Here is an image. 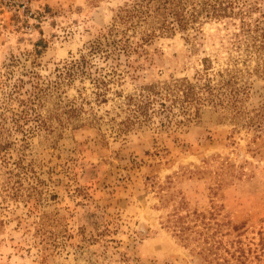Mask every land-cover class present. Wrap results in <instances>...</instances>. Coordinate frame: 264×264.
I'll return each instance as SVG.
<instances>
[{
	"label": "rangeland",
	"instance_id": "obj_1",
	"mask_svg": "<svg viewBox=\"0 0 264 264\" xmlns=\"http://www.w3.org/2000/svg\"><path fill=\"white\" fill-rule=\"evenodd\" d=\"M25 1L30 16L0 2V264H205L197 243L167 228L177 211L204 215L211 233L221 225L215 238L228 247L242 240L263 254L264 65L233 69L244 56L233 46L238 22L134 33L120 17L135 0ZM127 37L140 51L132 69L89 54ZM82 56L107 89L62 78ZM206 59L210 78L234 70L241 112L224 97L199 113L161 107L164 88L195 82ZM150 86L164 96L135 115ZM22 102L38 118L31 110L9 125Z\"/></svg>",
	"mask_w": 264,
	"mask_h": 264
},
{
	"label": "trees",
	"instance_id": "obj_2",
	"mask_svg": "<svg viewBox=\"0 0 264 264\" xmlns=\"http://www.w3.org/2000/svg\"><path fill=\"white\" fill-rule=\"evenodd\" d=\"M121 12L120 20L124 24H129V31L134 33L137 26L144 24L155 25L158 31L164 35L176 31H196L206 22L236 21L239 28L234 33L233 46L239 49L244 56L236 58L233 69H236L240 61L247 68L249 62L256 61L259 64L255 72L259 73L262 64L264 65V0H135L132 6L123 9ZM111 32H117L116 26L111 29ZM129 39L130 37H127L124 41L113 42L115 50L112 48L104 50L98 44L93 45L89 54L95 55L104 52V60H119L120 62L124 59L126 66L132 69L131 58L140 51L138 46L130 43ZM262 60L263 63H261ZM119 62L116 64L117 67L121 66ZM66 66L60 71V75L68 83L82 77V79H90L97 89L101 88L102 85L107 89V83L101 79L104 77L101 73L102 69L93 71L94 65L92 66L85 56L68 63ZM211 66V60L206 59L203 73L199 74L195 82L187 78L179 79L175 80L173 85L164 88V92L166 91L165 100L169 101V105L161 103L160 106L167 110L178 109L188 113L194 109L196 113H199V107L205 101H216V99L222 101L221 97H224L228 99L230 106L240 113V91L234 87L232 81H235V76L232 75L234 70L230 68L224 72L220 71L215 74L213 79L209 77ZM226 71L227 75L224 74ZM226 76H230L229 80H226L228 79ZM217 77L220 80L213 85L212 82ZM161 91L156 90V87L153 86L145 89L140 97L142 100L140 102L134 101L133 107H136L133 109L134 114L150 115L149 110L155 107L153 97L155 95L161 98L164 96ZM22 105L20 114L9 118V125L12 123L17 126L21 120L31 119L29 113L31 110L36 113L35 119L38 118L36 107H29L26 102H22ZM3 149V144L0 142V154ZM166 224L167 228L171 229L185 246L188 247L192 243H197L193 250L197 252L205 264H264V252L253 256L252 248H247L242 240H238L228 247L221 239H216V231L221 225L217 224L216 231L211 233L213 227L206 222V217L202 214L187 212L182 215L177 211L174 216L167 220Z\"/></svg>",
	"mask_w": 264,
	"mask_h": 264
},
{
	"label": "built area",
	"instance_id": "obj_3",
	"mask_svg": "<svg viewBox=\"0 0 264 264\" xmlns=\"http://www.w3.org/2000/svg\"><path fill=\"white\" fill-rule=\"evenodd\" d=\"M1 4L9 10V8H13L14 6L20 10L22 14L26 13L27 16H30L28 3L25 0H0Z\"/></svg>",
	"mask_w": 264,
	"mask_h": 264
}]
</instances>
